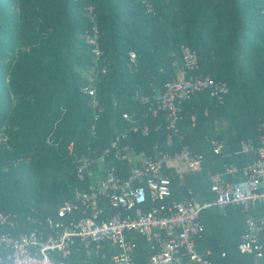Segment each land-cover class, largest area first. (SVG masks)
<instances>
[{"label": "trees", "instance_id": "trees-1", "mask_svg": "<svg viewBox=\"0 0 264 264\" xmlns=\"http://www.w3.org/2000/svg\"><path fill=\"white\" fill-rule=\"evenodd\" d=\"M150 1L154 15L135 0L90 2L104 51L97 68L107 69L96 78L103 113L95 143L90 135L92 98L85 92L94 67L85 11L89 2L0 0V136H7L0 146V213L17 215L20 229L36 227L25 225L28 218H55L62 202L76 190L86 191L88 183H79L66 147L73 143L77 153L89 146L108 148L126 128L122 113L144 115L142 99L151 101L175 79L174 63L182 64L183 46L197 54L196 74L225 84L229 94L223 105L206 92L183 104L180 135L193 153L204 156V165L201 176L169 172L174 198L183 199L191 190L192 197L212 203L207 172L255 160L254 154L239 152V143L251 139L258 146L264 137V0ZM130 53L136 54L134 63ZM217 132L227 148L222 156H215L209 145ZM166 134L132 135L129 144L138 154H151ZM49 137L53 145L47 144ZM245 218L235 207L199 216L205 230L198 246L213 251V264H263L238 252ZM135 242L137 261L145 264L144 241ZM81 250L77 243L66 264H84ZM111 252L108 248L106 259L87 264H111ZM52 255L58 262L57 254Z\"/></svg>", "mask_w": 264, "mask_h": 264}, {"label": "built area", "instance_id": "built-area-1", "mask_svg": "<svg viewBox=\"0 0 264 264\" xmlns=\"http://www.w3.org/2000/svg\"><path fill=\"white\" fill-rule=\"evenodd\" d=\"M81 1L89 2L85 11L91 24L88 44L94 67L85 92L92 98L90 135L96 143L97 123L103 113L96 98V78L97 72L105 74L107 69L97 68L104 51L96 8L91 0ZM135 1L147 13L155 14L150 0ZM181 55L182 64L174 63L175 79L151 101L142 99L147 104L144 115L122 113L126 128L114 136L108 148L89 146L77 153L73 143L66 147L79 183H88L86 191L76 190L71 200L62 202L55 218H28L25 225L33 222L36 226L29 232L20 229L17 215L0 213V264H66L77 243L84 264L106 259L108 248L112 250L111 264H140L135 256L137 238L144 241L148 264H213V251L198 246L205 230L199 216L206 210L227 207L241 208L246 216L238 252L264 264V137L258 146L251 139L239 143L242 155L256 156L251 163L243 167L225 163L220 172H207L214 202L197 200L191 190L183 199L173 196L169 172L201 176L204 165V156L193 153L180 135L183 104L206 92L223 105L229 94L225 84L196 74L198 60L193 50L183 46ZM136 59V54L130 53V61ZM151 120L157 124L151 126ZM163 131L167 133L164 143L155 146L151 154H138L129 144L132 135L148 138ZM6 142L7 136L2 134L0 146ZM46 142L53 145L54 139L49 137ZM209 145L215 156H222L227 149L218 137ZM53 253L58 262L53 261Z\"/></svg>", "mask_w": 264, "mask_h": 264}, {"label": "crops", "instance_id": "crops-1", "mask_svg": "<svg viewBox=\"0 0 264 264\" xmlns=\"http://www.w3.org/2000/svg\"><path fill=\"white\" fill-rule=\"evenodd\" d=\"M218 135H219V133L217 132V137H218ZM243 212V211H242ZM149 256V255H148ZM145 264H148V260H147V262L145 263Z\"/></svg>", "mask_w": 264, "mask_h": 264}]
</instances>
